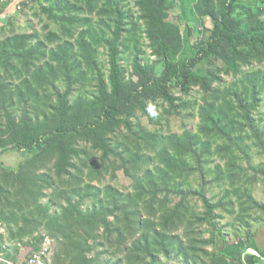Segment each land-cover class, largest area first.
Masks as SVG:
<instances>
[{"label":"trees","instance_id":"1","mask_svg":"<svg viewBox=\"0 0 264 264\" xmlns=\"http://www.w3.org/2000/svg\"><path fill=\"white\" fill-rule=\"evenodd\" d=\"M20 3L19 0L16 4L19 10L24 5ZM135 3L144 23V34L159 57L157 71L135 60L139 84L127 80L121 64L128 41L124 35L133 37L137 26L125 12V0H77L75 5L57 0L50 8H42L46 17L59 26L58 32L50 33L47 42L34 35L14 34L0 39L3 122L0 151L8 147L23 151L32 169L44 158H50L52 164V174L43 178L34 171L26 172L25 167L17 172L0 164L4 174L0 195L5 203L0 217L15 225L17 231L15 235L11 233L15 237L11 240L19 241L31 236L45 219L43 226L57 243L52 264H159L160 256L183 259L184 264L192 261L209 264L204 258L212 260L211 264H229L217 247L218 240L228 242L217 230L218 207L206 195L197 194L206 213L200 217L192 215L188 200L193 191L185 187L195 174L205 177L204 159L212 156L211 141L227 143L221 148L217 146L216 154L229 158V177L234 169L241 173L242 168L237 167L235 160L241 155L248 162L251 146L264 158V127L254 118L264 92V70L254 69L264 67V0H135ZM176 5L177 21L186 28L194 22L203 30L201 21L209 17L214 21L212 30L197 47L191 44L194 35L189 27L183 40L181 26L169 21ZM84 11L101 18L97 24L101 35L94 32L91 20L78 16ZM130 25L133 29L127 31ZM80 27L86 30L79 33ZM193 30L200 33L198 28ZM94 45L108 48V79L98 69ZM202 59L221 60L220 72L238 80L222 85L221 73L216 68L209 72L200 68ZM84 65L95 73L97 93L91 99H73V85L80 79L75 74ZM3 72L19 79L27 72L31 76L23 82L27 92L24 93L23 84L3 79ZM60 83L66 84L65 89ZM45 87L52 91L51 108L35 118L31 112L35 113V105L41 101L40 91ZM197 88L203 93L197 133L164 137L143 125H138V133L133 132L131 119L138 112L147 113L149 101L162 99L170 105V114H179L187 105H177L182 101L177 91L190 96ZM16 97L23 107L21 116L16 111ZM124 129L128 133L125 143L134 147H127L120 154L112 141L123 135ZM84 141L100 153L99 159L93 161L88 151L81 150L80 143ZM118 159L125 174L133 179L135 193H124L104 184L106 175L117 173L119 167L113 161ZM152 163L155 165L150 168ZM223 174L217 167V175ZM257 174L264 177V167ZM41 180L51 188L53 200L65 201V206H56L59 211L50 213L52 205L42 204L46 196L45 186L37 184ZM228 192L225 199H230L232 207L231 199L237 196L264 212V206L255 202L246 190L241 194L236 190ZM75 197L79 200L75 201ZM92 198L93 207L84 209L83 201ZM172 198L180 199L175 206ZM247 211L250 210L243 213ZM197 225L212 229V246L216 248L213 256L205 253V243L180 241L177 235L180 231L186 232L187 239H202V231L195 232ZM262 225L264 222L259 226ZM243 227L246 236H253L250 223L243 222ZM101 229H105L106 235L101 234ZM40 245H27L31 250L24 257H18L17 250L1 249L0 255L12 262L25 261L40 250Z\"/></svg>","mask_w":264,"mask_h":264},{"label":"rangeland","instance_id":"2","mask_svg":"<svg viewBox=\"0 0 264 264\" xmlns=\"http://www.w3.org/2000/svg\"><path fill=\"white\" fill-rule=\"evenodd\" d=\"M21 3H24L22 6L21 3V10H18L17 13L13 17H9L6 19L4 24L0 23V39L2 40L5 37L12 36V35H34L37 36L40 41L47 42V37L50 35L51 32H58L59 26L55 25L54 22L50 21L42 8H50L57 0H20ZM68 3L75 5L77 0H67ZM125 12L129 15V19H131L136 26V33L133 37H130L128 34L124 35L125 40L128 39L126 43L125 52L122 54V68L126 73V77L128 81H133L136 84L140 83V76L135 72L134 69V62L136 59L140 61L143 66H149L150 68H154L159 70V57L154 53L153 49L151 48L150 42L148 41L146 35L144 34V23L140 20V13L138 8L136 7L135 0H125ZM178 15V8L173 9L172 15L170 16L169 21L173 24H178L181 26L180 32L182 34L183 40L186 39V30L188 27L191 29L192 34L191 36V44L192 46L197 47V44L202 39L208 35V32L212 30L214 21L209 17L205 18L201 21V28L197 27L194 22H190L187 25V28L184 23H180L177 21L176 16ZM81 19H88L91 20V23L94 24L92 29H95L98 35H101V31H98V26L101 22V18L96 14L88 13L84 11L81 15H78ZM198 28L200 33H193V29ZM87 29H89L87 27ZM133 27L130 25L127 27V31H132ZM86 30L84 27H80L79 33ZM50 48H53V45H49ZM94 49L96 52V61L98 64V69H100L101 73L108 79L109 76V57H108V48L105 45H94ZM208 59H202L199 64L200 68L204 71H211L213 69H217V72L221 73L220 77L222 79V85H229L233 83L235 80H238L237 77H232L231 75H226L223 72H220L221 68L223 67V63L221 60H217L214 62ZM214 63H211V62ZM255 70L260 69L264 70V67L256 66ZM1 76L5 80H13L15 84L24 86V93H26V87L23 83L25 79H31V76L27 74L22 76V79L19 77H15L13 74H7L6 72L2 73ZM75 78L80 79L76 84L73 85V99H77L79 97H83L85 99L93 98V96L97 93L96 90V80H95V73L94 71L88 67V65H84L82 69L75 74ZM176 83V82H175ZM174 83V84H175ZM59 86H63L62 88L65 89L66 84H59ZM177 96L182 98V101L178 102V104L183 103L186 104L187 107L182 109L179 114H170V105L166 103L162 99H158L156 101H149L148 104V112L143 114L141 112L137 113V116L131 119V122L134 126L133 132L138 133L140 131V127L138 125H143L148 131L162 135L164 137H169L174 134H185L186 132H193L197 133L198 126L200 125V120L198 116L199 108L203 105L202 96L203 93L200 88L194 90V92L190 96H182L180 91H177ZM52 96L51 89L45 87L44 90L40 91V100L44 101L43 106L41 101L39 104L35 105V113L33 117L38 118L42 117L44 113L49 112V108H51L50 98ZM47 102V103H46ZM146 104V106H147ZM16 108L18 116L22 114V104L16 97ZM1 114V112H0ZM254 118L256 119L257 123L260 127H264V92L261 95V101L259 106L254 113ZM3 126V122L0 120V128ZM142 127V129H143ZM127 131L123 130V135L117 137V139L112 141V146L118 148L120 154L124 153L127 150V147H134L132 143H125L126 133ZM225 141H211V154L212 156H206L204 159L205 163V177H201L200 174H195L189 179V185L185 187V189H190L193 192V195L190 196L188 203L190 207V212L194 216H203L206 213V210L202 204L200 195H206L207 199L213 206L218 207L217 212L215 213V219L217 223V230L225 237V238H243L246 236V229L243 227V222H248L251 224L252 230L255 227L259 226L261 223L264 222V212L260 209L252 207L250 203L246 200V198H238L237 196L232 197V202L234 206L232 207L230 204V199H225V193H231L236 190L239 194L246 190L248 195L251 196L258 202L261 206H264V177L257 174V171L260 167H264V158L259 154L258 150L251 146L249 151V161L247 162L241 155L237 156L235 160L238 164L237 167H241V173L239 170L234 169L232 177H229L227 174V170H231L229 167V158L223 159L224 154H216L217 146L221 148L223 145H226ZM249 144V143H248ZM81 150L85 149L88 153L91 154L90 159L92 158L93 161L99 159L100 153H96L93 151L91 144L81 142L80 143ZM159 148V147H158ZM145 148L142 147V153L144 152ZM133 153V152H131ZM89 154V155H90ZM146 155L154 156L151 152H146ZM243 159V160H242ZM81 161H85V157H81ZM28 158L26 154L22 151L13 150L11 147L4 149V151H0V164L4 165L9 170H16L19 172L22 167H25L26 172H36L37 176L43 178L45 175H51V159L44 158L42 163L36 164L33 166L28 164ZM113 163H117L119 169L116 171L117 173H109L106 175V182L104 184H111L116 189L120 190L124 193H135V189L133 188V179L128 177L125 174V171L121 165V161L115 160ZM92 164V163H91ZM155 164H150V168H153ZM196 167V163L194 164ZM148 165L145 168H149ZM217 167H220L223 170V175L220 177L217 175ZM91 168V166H90ZM87 173V171H85ZM3 172L0 171V183L3 181L2 176ZM45 178V177H44ZM37 184L39 186H45L43 193L45 194L46 198L42 199L43 205L51 204L52 208L49 211L50 213H54L55 210L59 211V208L56 207L59 204H63L64 202L58 199H52L51 188L46 186L45 181H38ZM98 185L97 182L94 183ZM205 188V192H204ZM230 193V194H231ZM233 196V195H232ZM75 201H78V198H74ZM174 201L173 206L179 202V198L176 201L175 198H172ZM56 204V205H55ZM95 204V200L92 198L91 200L83 201L84 209H90ZM5 205L2 202V198L0 195V211L3 210V206ZM245 210L246 213H243ZM146 216V213L144 212ZM8 219L9 217H5ZM42 220V218H40ZM111 219H113L111 217ZM244 219V220H241ZM45 219L41 221L42 225L33 232L31 236H27L22 240L12 239L15 238L13 235L16 234L17 229L14 227L15 225L12 223H7L6 220L0 217V250H7V252L11 251H19L18 257H24L28 252H30L31 248H27V245L30 243L39 244L40 246L43 245L44 242L50 241L52 250H51V260L53 259L54 252L57 246V243L54 239H52L49 234L47 233L43 223ZM202 231V239H187L186 232L180 231L177 235L181 238L180 241L188 244L192 240H198L202 243H205L204 251L205 253L213 256L215 247L212 246L213 242V232L212 229L197 225L195 227V232L199 234ZM106 235L105 229H101V234ZM42 239V240H41ZM132 239V238H129ZM220 244V240L217 242V246ZM2 254V253H0ZM0 257H2L0 255ZM3 258V257H2ZM206 263L211 264L212 260H207L204 258ZM159 264H184V260H178L173 258H166L164 256H160ZM191 264H194L192 261Z\"/></svg>","mask_w":264,"mask_h":264},{"label":"crops","instance_id":"3","mask_svg":"<svg viewBox=\"0 0 264 264\" xmlns=\"http://www.w3.org/2000/svg\"><path fill=\"white\" fill-rule=\"evenodd\" d=\"M17 2L19 0H13L5 5L0 3L1 24L17 13ZM227 241L226 244L220 241L217 247L221 254L227 257L229 264H264V225L255 227L253 236L228 238Z\"/></svg>","mask_w":264,"mask_h":264},{"label":"built area","instance_id":"4","mask_svg":"<svg viewBox=\"0 0 264 264\" xmlns=\"http://www.w3.org/2000/svg\"><path fill=\"white\" fill-rule=\"evenodd\" d=\"M6 1V0H3ZM3 1H1L3 3ZM16 10L18 11L19 8L16 7ZM51 244L50 241H46L41 246L40 250L33 253L27 260L25 261H18V262H12L9 260H6L2 257H0V264H52L51 260Z\"/></svg>","mask_w":264,"mask_h":264}]
</instances>
